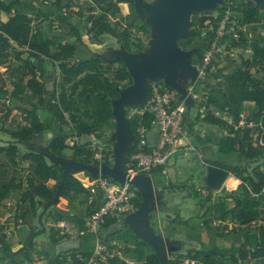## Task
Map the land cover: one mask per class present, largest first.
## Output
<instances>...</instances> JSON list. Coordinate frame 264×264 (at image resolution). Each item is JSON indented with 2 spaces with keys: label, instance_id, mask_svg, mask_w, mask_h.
Here are the masks:
<instances>
[{
  "label": "trees",
  "instance_id": "16d2710c",
  "mask_svg": "<svg viewBox=\"0 0 264 264\" xmlns=\"http://www.w3.org/2000/svg\"><path fill=\"white\" fill-rule=\"evenodd\" d=\"M72 1V0H70ZM46 0H40L42 6ZM134 0H85L78 7L76 14L81 17L87 13L85 34L94 44L103 35H109L116 40L120 50L125 54H134L144 50V43L137 37L132 41L131 34L140 33L143 37L150 34L149 25L142 22L124 24L125 18L118 19L119 6L126 4L130 13L127 18L134 17L132 13ZM242 8L241 26L264 25V16L256 6H250L237 2ZM74 5L69 3L64 7L56 4L55 11L42 13L33 5L21 6L19 0L4 3L0 0V11L8 15L4 23H0V67L6 66L12 91L7 93L5 84L0 81V100L7 96L9 100H15L23 106L20 111L19 123L14 129H5V124L12 115V108L0 101V131L9 135L14 142L5 145L0 144V218L6 214L4 201L14 192L19 191L20 196L15 203L16 208H22L28 204L32 215H35V207L53 201L55 198L65 199L71 195H89L85 187L71 174L63 181L64 169L59 164H48L45 158L35 152H23L17 144H26L35 136L44 132H54L48 143L49 153L57 158L63 156V151L69 149L65 145L67 135L64 128L70 129L73 138L94 135L96 131L105 126H112L113 102L120 93L132 85L130 73L121 59L107 61L99 55H92L87 59H78V45L81 44V35L73 24L72 17L67 13ZM27 8L34 16L23 14L21 10ZM211 17H198L193 15L189 21L186 41L179 44L182 49L190 47L194 39L200 34L205 24H215V28L224 14ZM43 16L51 18L52 30L45 34L41 30H33L34 19ZM202 47L189 51L188 63L192 67H200L204 57V51L208 49L211 39ZM182 42V41H181ZM235 46L236 43H234ZM242 46H246L242 43ZM251 57L241 58L240 66L228 74L224 85L220 90L221 99L210 100L211 107L218 113L229 117L230 122L220 117H215L212 112L196 120L208 126L220 128L225 136L216 142L219 154L237 156L242 160V165H229L223 161H207L205 164L226 170L239 184L237 188L228 193L226 199L234 202L233 207L227 208L225 202L213 205L214 211L210 212V218L205 225L214 221L219 223L235 222L242 228L256 221V232H244L240 244L202 247L201 249H189L171 261L170 264H219L228 260L231 264H264V210L260 211V202L264 201V75L261 78L252 76V69L258 66L264 67V37L251 42L248 46ZM23 55H26L24 58ZM38 63L33 65V61ZM49 62L57 70L53 80V89L47 101H44L43 81L47 75L45 62ZM14 62L15 64H12ZM166 87V85H163ZM168 89L172 90L168 87ZM152 87L145 90L143 99L139 102L138 109L150 97ZM29 94V95H27ZM36 99V103L32 100ZM251 103L248 116L243 119V105ZM45 105L46 115L39 116V106ZM209 104V105H210ZM151 116L144 113L127 120L132 145L127 155L137 151L136 129L150 128ZM243 123L241 126L240 123ZM56 131V132H55ZM99 139L100 135H96ZM206 139L205 141H209ZM204 141V143H205ZM71 159L83 165L99 166L92 162L96 150L91 143L74 144L71 148ZM262 160V170L252 169L248 171V164ZM109 167L108 163H104ZM123 167V163H122ZM161 170L155 168L151 173ZM102 178H109L101 175ZM208 190V189H207ZM191 197L197 198L195 193ZM88 200V199H87ZM141 195L136 193L133 199V208L140 207ZM93 204H87L86 216L95 211ZM10 210V209H8ZM82 220L73 217L58 216L56 221H73L80 229L84 228ZM114 222L109 219L103 228ZM4 225L0 226V264H34L36 248L29 242L15 252H12L7 236L3 232ZM49 240L56 243L55 236L50 230ZM120 239L125 244V252L133 255L143 264H160V258L156 254L149 253L150 243L140 240L131 229H125L120 233ZM129 246V247H128ZM148 252L147 254H145ZM84 258L89 253L72 251L68 255L70 264H82L76 260V255ZM112 264H126L118 258H113Z\"/></svg>",
  "mask_w": 264,
  "mask_h": 264
},
{
  "label": "rangeland",
  "instance_id": "374dc122",
  "mask_svg": "<svg viewBox=\"0 0 264 264\" xmlns=\"http://www.w3.org/2000/svg\"><path fill=\"white\" fill-rule=\"evenodd\" d=\"M216 4L212 6L208 5L205 2L200 1L198 6L194 9V12L188 18V24L193 15H197L198 17H211L216 19L220 15V10L223 9L227 13L224 12L223 16L221 17L219 23L215 28V24H205L208 25L207 27H203L200 30V34L194 39L192 45L186 49H182L179 45L186 41V37L184 39L176 38L177 47L181 50L184 54H188L194 48H199L208 43L207 39H211L209 44V48H212V54L209 57V60L206 64L202 63L200 67H193L189 70L185 69L183 65L179 64L178 59L175 63L172 64L170 69L167 72L168 74L176 73L175 76V83L179 85V87L183 90L184 94L178 93L177 99L183 102L187 108L186 114L183 117V122L181 123V128L183 135L181 137H185L191 143V147H193L194 151L190 152L188 150V155H185L184 152L186 150L183 147L177 148V155L174 158L173 164L170 165L167 163V168L172 169V173H176V180L172 179V176L168 177L169 182H167V187L163 188L162 186H158L157 192L162 193L165 192L167 195H181V196H192L195 193L198 194L197 198H193L196 202V205L199 208V213L196 215V218L199 219L201 224L205 227V229L200 232V236L196 235L193 237V241L188 240L187 237L184 238L179 234L178 231L182 230L180 227L175 229L177 233L175 235V239H183L184 241H189V243L180 244L179 242H174V244L168 247V250L161 251L157 249L156 252L160 257L161 264H170L171 261L175 260L177 256L180 254H184L189 249L198 248L199 245L204 247L209 246H221V245H230L235 244L239 245L241 236L244 232H251L255 233L258 225L261 223L259 220L255 223H252L246 227H238L235 222H225L219 223L218 221H214L212 224L205 225V221H207L211 216L210 212L214 211L213 205L219 202H225L227 208H231L234 205L232 200L226 199L228 193L234 191L239 182L235 181V179L229 176L226 181L221 185L218 190H207L205 186V177H206V167L208 166L205 164L207 161H223L228 163L229 165H242V160L237 156L232 155H223L219 154L216 147V142L220 137L225 136V133L222 132L220 128L215 126H208L196 120V117L200 115H205L209 112L217 110L211 107L210 100L215 99L216 101L221 99L220 90L224 85L225 78L228 74L235 70L236 67L240 66L241 58H249L251 57V51L247 47L251 42L264 37V25H249L247 27L241 26V17H242V8L237 6L236 3L242 2L244 4H248L250 6H256L259 8L260 12L264 16V0H216ZM21 6L25 7L28 4L33 5L35 8L39 9L42 13L46 11H55L56 4L58 3L60 6L64 7L71 3L73 4V8L67 9V13L72 17V22L75 26H77L80 32L85 31V20L87 17V13H84L81 17L76 14L78 7L82 5L83 0H46L42 6H40V0H19ZM23 14L34 16L31 11L27 8H23L21 10ZM84 18V19H83ZM224 21V29H221V23ZM128 23V18L124 19V24ZM142 22H136V25H140ZM33 30H41L45 34L48 33L49 30H52V26H55L54 23L51 22V18L45 19L43 16L39 18H35L33 22ZM190 30L187 27L184 29V33L188 35ZM158 30L154 32L152 35L149 34L148 37H143L140 33L131 34L132 41H135L137 37H139L142 42L144 43V50L142 52H136L134 54L138 55L140 58H147L152 60L153 62L156 61H163L166 56L168 55L169 50L166 47V43L162 40V33ZM221 33H226L221 36ZM81 34V33H80ZM161 35V38L159 37ZM240 35V39L238 42L235 41L234 37ZM182 41V42H181ZM236 43L237 46L234 45ZM242 43H245L246 46H242ZM112 43L107 42V47H111ZM112 50V49H111ZM110 48H106L102 51V55L105 56L107 60H112L116 54ZM209 49L204 51V54L208 53ZM131 56V55H130ZM25 58L26 55H23ZM187 61V60H185ZM15 64L12 62L13 65ZM129 70V67L126 66ZM45 69L47 71V75L43 81L44 85V101H47L50 97L51 91L53 89V80L57 75V70L52 64L49 62H45ZM167 73H164L168 76ZM252 76L256 78H261L264 75V67L258 66L251 71ZM167 78V77H166ZM0 81H3L5 84V89L7 93L12 91L11 83L13 80L9 78V71H6L5 67H0ZM133 84V82H132ZM163 85H167L165 82V76H156V77H147L143 82V90L145 91L147 88H158ZM29 95V94H27ZM184 95L185 99L182 98ZM134 100V99H133ZM1 103H4L6 106L12 108V115L9 117V120L5 124V129H14L15 126L19 123V114L20 111L18 107L29 108L28 106H23L19 102L15 100H9L7 96L1 97ZM32 103H36V99L32 100ZM138 104L130 103L126 105L124 108V118L127 122L128 119L140 116V112L138 110ZM210 104V105H209ZM45 105H40L39 108V116L43 118L46 115L45 112ZM210 108H213L211 110ZM251 108L250 103H244L243 105V114L242 118L245 119L248 116V112ZM218 117L222 118L230 122L229 117L225 114L218 113ZM112 126L109 127H101L99 128L93 137H83L82 139L78 140L77 143L85 144L91 143L92 148L96 150L97 158H93L92 162H97L100 168L101 166H106L104 163H108L109 168L113 169L115 165V150L118 145L120 139V130L115 123V120L112 121ZM242 123V122H241ZM203 125V127H202ZM1 127V126H0ZM56 132V131H55ZM49 133V134H47ZM64 134L67 135V139L73 140L72 132L70 129L64 128ZM50 134L53 136L54 132H45L42 136L35 138L30 144L19 145L23 150H29L30 148H35L42 153H45L48 150L46 147V143L50 137ZM96 135H100V138L97 139ZM153 135V134H152ZM131 136L128 135L126 137L127 147L124 149V155L127 153L128 149L132 145ZM0 144L5 145L9 142H12L10 137L0 131ZM205 137H208L211 143L210 145L203 146L201 140ZM38 153V152H37ZM65 161L64 163H71L68 159L70 155V151L66 150L65 154ZM185 155V156H184ZM49 162V159H47ZM260 169L262 170V160L258 161L257 163L248 164V171L251 173L252 169ZM173 175V174H172ZM80 179L82 177L79 175L77 176ZM112 178H108L109 181L119 184L116 180H111ZM174 181V182H171ZM166 191H163L165 190ZM81 197L76 198L75 206L77 204L78 208L81 209V203L79 202ZM7 201H4L6 213L9 212L8 208L13 205L15 207L14 202H10L12 204L7 205ZM65 202H62L61 207H64ZM259 209L260 211L264 210V201L260 202ZM87 207V206H86ZM56 215V214H55ZM19 215L15 218L11 216L7 220V227L10 229L16 225H19ZM52 220L55 219L54 216H51ZM119 219L120 223H116V225H120L124 220V216H120ZM169 221L172 218L173 221L179 220L180 218L175 214L170 215L167 217ZM193 219H195L193 217ZM35 220V219H34ZM34 229H44L46 226L47 221L41 223V225L36 224L37 221H34ZM199 223V222H196ZM52 224V223H51ZM175 227L179 226L177 223H174ZM6 225V224H5ZM122 225V224H121ZM1 226V225H0ZM43 226V227H41ZM5 227V226H4ZM123 227V226H122ZM48 229H53L51 226L46 227ZM90 235V234H88ZM70 237V235L68 236ZM91 237V236H89ZM98 240L105 244L110 250L116 249L118 250L117 246H110L104 237L100 235L97 236ZM179 241V240H178ZM182 241V240H181ZM186 244V245H185ZM189 248V249H188ZM154 250V249H153ZM152 250V251H153ZM155 251V250H154ZM113 252V251H112ZM114 253V252H113ZM169 254V255H168ZM186 264V262L184 263ZM219 264H231L228 260L223 261ZM238 264H245V263H238Z\"/></svg>",
  "mask_w": 264,
  "mask_h": 264
},
{
  "label": "crops",
  "instance_id": "0c3cea01",
  "mask_svg": "<svg viewBox=\"0 0 264 264\" xmlns=\"http://www.w3.org/2000/svg\"><path fill=\"white\" fill-rule=\"evenodd\" d=\"M4 3H9L12 0H1ZM85 0H83L84 2ZM172 0H134L133 2V9L132 13L134 17L128 18V23H134L141 21L147 23L149 25L150 35L157 31L158 24L160 22V16L156 13H162L166 11L170 7V3ZM198 6V5H197ZM73 8V7H72ZM120 14L117 16L118 19L126 18L127 15L131 12L129 7L126 4H122L119 6ZM194 12V11H193ZM8 19V15L0 11V23L6 22ZM84 19V18H83ZM85 26L87 27L88 24L86 21L84 22ZM77 27V26H76ZM85 27V28H86ZM78 28V27H77ZM79 29V28H78ZM81 34V44L78 45V59H87L90 56L96 54L101 56L103 59L107 60L104 55H102V51L106 48H110L113 54H116L112 60L107 61H114L115 59L120 58L121 55H126V57L134 58L136 60H149L147 58H140L136 54H125L123 53L119 46L116 43V40L109 35H103L99 38V41L92 44L88 36L84 32H80ZM107 42H111V47H107ZM131 55V56H130ZM149 76H146L147 78ZM144 78V80H145ZM143 98L137 99L133 102V104H138ZM251 104V103H250ZM126 105H123L122 111L124 115V108ZM252 105V104H251ZM213 110V108H210ZM202 117V115H201ZM184 120V119H183ZM182 120V122H183ZM113 121V120H112ZM111 121V123H113ZM203 127V125H202ZM182 129V128H181ZM50 132V131H47ZM45 133V132H44ZM49 134V133H47ZM153 134V135H152ZM42 134L35 136L26 144H30L35 138L42 136ZM183 135V132L182 134ZM177 142V148L183 147L186 152L185 155H188V150L193 152L194 149L191 147V143L185 137H181ZM9 136V135H8ZM52 135L46 143V147H48V143L51 139ZM83 137H93V135H86L81 136L80 138H76L77 141L82 139ZM1 138V137H0ZM148 139L150 143H154L155 135L153 131H149ZM209 139L205 137L201 140L203 146L210 145V141H205ZM205 141V143H204ZM12 142H14L12 140ZM90 143V142H89ZM132 143V142H131ZM20 144L16 143V146L23 152H35L39 153V151L35 148H30L29 150H23L19 147ZM24 145V144H21ZM92 145V144H91ZM176 151L167 157L163 165L158 166L157 168L161 167V170L142 175L139 178L141 180V184L135 186L136 193L141 195V202L140 207L138 209H134L130 211L126 216H124V220L122 221V225H116V223H120L121 218L114 219V222L105 228H101L99 233L95 236L83 234V229H80L77 223L73 221H56L58 216H65V217H73L78 220H82L86 215V206L87 204L92 203L93 208L97 207L102 200V192L99 186V180L102 178L100 174H97L91 170L81 169V170H71L68 174L73 175L87 190L89 195L88 198H85L83 195H71L65 199H54L53 201L44 203L40 207H35V215L33 216L28 204H25L22 208L9 207V212L5 214L3 218H0V225H4L3 232L7 236V243L12 252L17 251L22 245L23 247L27 246L29 242L34 243L36 248V254L34 255V264H70L68 261V255L74 252L80 253H90V251L94 248L95 242L98 240V235L104 237L106 242L110 246H117L118 250L113 249L114 253L118 254L117 257L119 260L131 264H143L141 261L136 260L133 255L127 254L124 250L125 244L120 239V233H122L125 229H131L133 234L137 236L140 240H146L150 242L149 253L157 254L156 250L160 249L161 251L168 250V247L174 242H179L180 244L189 243V241H184L183 239H175V229L180 227L179 234L184 238L187 237L188 240L191 239L193 241V237L196 235L200 236V232H202L205 227L201 224L199 219L196 218V215L199 213V208L196 205V202L191 198V196H181V195H167L165 192L159 193L157 192L158 186H162L163 188L167 187V182H169V177L172 176V179L176 180V173H172L171 168H167V163L170 165L173 164L175 156L178 154ZM66 150L70 151V155L68 159L71 163H64ZM63 151V156L61 158H57L52 156L49 153V150H46L45 153L40 152L46 162L48 164H59L63 169L64 172L66 171L67 166L72 167H81V166H91V165H83L80 163H76L71 159V149H66ZM184 155V156H185ZM96 156V155H95ZM49 159V162L48 160ZM99 167V166H97ZM102 167V166H101ZM81 176L80 179L77 176ZM111 178V177H109ZM108 179V178H107ZM113 179V178H112ZM111 179V180H112ZM114 180V179H113ZM174 182V181H171ZM122 185V184H118ZM163 191H166L163 190ZM20 192H14L6 201L7 205H10L14 202L16 203L19 199ZM79 202L81 203V209L78 208L77 203L75 200L77 197H81ZM88 199V200H87ZM62 202H65V206L61 207ZM56 214V215H55ZM175 214L180 218L179 220L171 221L168 220V216ZM19 215L18 223L10 229L7 227L9 223L7 220L11 216L14 218ZM51 216H54L55 219L52 220ZM128 217V219H127ZM193 217L195 219H193ZM35 219V220H34ZM34 221H37L36 224L41 225L42 222L47 221L46 226L44 229H34ZM70 222L72 224V228L62 237L55 236L57 239L56 243H52L49 240L50 230L48 232L47 226H51L53 233L57 232L55 229L59 226L62 222ZM199 222V223H196ZM52 223V224H51ZM177 223V227L175 224ZM6 224V225H5ZM123 226V227H122ZM43 227V226H41ZM70 235V237H68ZM91 236V237H89ZM179 240V241H178ZM182 240V241H181ZM186 245V244H185ZM129 247V246H128ZM202 246L199 245L198 248L194 249H201ZM155 251H154V250ZM189 249V248H188ZM153 250V251H152ZM146 252L145 254H147ZM169 255V254H168ZM160 258V257H159ZM160 259V264H161Z\"/></svg>",
  "mask_w": 264,
  "mask_h": 264
},
{
  "label": "built area",
  "instance_id": "2783aa9c",
  "mask_svg": "<svg viewBox=\"0 0 264 264\" xmlns=\"http://www.w3.org/2000/svg\"><path fill=\"white\" fill-rule=\"evenodd\" d=\"M54 24L56 25V23ZM223 25L224 21L221 23V29H224ZM224 34L226 33H221V36ZM234 39L238 42L240 35L235 36ZM209 47L208 53L204 54L202 59L204 64L208 62L212 54L213 46ZM177 96L178 94L168 89L167 86L152 88L150 97L138 109L140 115L146 113L151 116L150 128L139 127L136 129L137 151L130 156L126 154L121 162V166L123 163L122 171L126 178L133 179L151 173L153 169L163 165L167 157L176 151L177 142L182 134L181 123L187 110L185 104L179 101ZM212 113L218 117V112L212 111ZM240 125L242 126L243 123ZM149 131H153L155 135L153 144L148 139ZM74 144H79L76 138L65 141V145L69 149ZM99 186L102 192V200L95 211L84 218L83 234L96 236L107 220L126 216L133 210V199L136 195L133 186L128 183L117 185L107 178H101ZM71 228L70 222H62L55 228L57 236H64ZM117 256L118 254L113 253L105 244L97 240L87 258L81 254H77L75 258L82 264H112L111 261ZM126 264L131 263L127 262Z\"/></svg>",
  "mask_w": 264,
  "mask_h": 264
},
{
  "label": "water",
  "instance_id": "95a60500",
  "mask_svg": "<svg viewBox=\"0 0 264 264\" xmlns=\"http://www.w3.org/2000/svg\"><path fill=\"white\" fill-rule=\"evenodd\" d=\"M200 1L205 2L210 6L216 4L217 2L216 0H172L170 7L166 11L162 13L156 12L160 16V22L158 24L157 31H161L160 33H162V40L166 43V47L169 50L168 55L163 61L153 62L150 59L139 61L134 58L126 57V55H121L120 58H118L124 62L125 66L129 67L128 71L133 84L122 91L119 98L113 102V119L120 130V139L115 150L114 168L110 169L107 166L100 168L94 166H67L66 171L63 174V181H65L66 177L69 175V171L87 169L100 175H107L122 185L124 183H128L129 185L135 187L143 183L138 177L133 179L126 178L122 171L121 162L123 157L127 154H123L124 149L127 147V145H125L126 137L131 135L128 129V124L125 121L122 108L123 105L133 103L137 99H140V97H144L145 91L143 90V82L146 76H165L167 87L175 90L178 93L184 94L179 85L175 83L176 73L168 74L167 72L163 71H168L177 59L179 64L183 65L186 70H189V67L193 68L188 63L189 53L184 54L181 50H179L177 47L176 38L180 37L181 39H184L186 37L184 29L188 25V18ZM253 1L256 2L258 0ZM159 37L161 38V35H159ZM37 63V60L33 61V65H36ZM164 73H167L168 76ZM182 98L185 99L184 95H182ZM228 177L229 173L226 170L208 165L206 167L205 186L209 190H218Z\"/></svg>",
  "mask_w": 264,
  "mask_h": 264
}]
</instances>
